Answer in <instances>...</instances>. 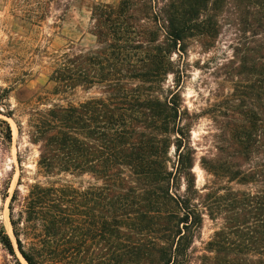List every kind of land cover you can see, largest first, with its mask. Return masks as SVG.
I'll return each instance as SVG.
<instances>
[{
  "label": "trees",
  "instance_id": "obj_1",
  "mask_svg": "<svg viewBox=\"0 0 264 264\" xmlns=\"http://www.w3.org/2000/svg\"><path fill=\"white\" fill-rule=\"evenodd\" d=\"M91 20L92 50L70 45L50 58L45 85L5 89L26 122L0 115L38 149L32 183L22 168L3 195L12 263L23 264L18 250L26 264H264V0H120L93 6ZM223 32L231 91L194 114L174 57ZM203 115L214 129L198 157Z\"/></svg>",
  "mask_w": 264,
  "mask_h": 264
},
{
  "label": "rangeland",
  "instance_id": "obj_2",
  "mask_svg": "<svg viewBox=\"0 0 264 264\" xmlns=\"http://www.w3.org/2000/svg\"><path fill=\"white\" fill-rule=\"evenodd\" d=\"M120 0H0V109L12 111L14 119L25 123L22 116V105L16 101L14 93L9 89L22 81H26L32 89L43 86L53 70L50 59L56 53L70 45L92 50L96 38L90 33L92 27L93 6L104 3L116 5ZM233 37L223 32L213 46L205 48L198 42H192L181 57L175 59L181 66L180 91L184 105L194 114L209 109L215 103L217 95L231 91L232 85L224 80L222 65L232 56ZM173 77H170L172 85ZM3 103V104H2ZM6 105V106H4ZM205 112V113H206ZM7 121L12 131V142L6 139V127L0 124V226L15 242L10 223L9 203L3 195L13 194L24 169V184L32 183L36 171L38 149L32 145L26 134L22 136L16 121L0 115ZM214 129L211 119L206 115L200 117L193 127L192 141L198 149V157L208 149L204 136ZM195 173L198 185L204 184L205 176L197 165ZM20 191L25 190L20 185ZM213 233L212 224L204 225L201 242H207ZM16 246V245H15ZM21 263L26 264L18 250ZM12 258L0 245V264H13Z\"/></svg>",
  "mask_w": 264,
  "mask_h": 264
}]
</instances>
